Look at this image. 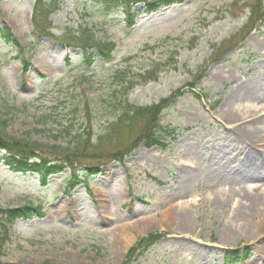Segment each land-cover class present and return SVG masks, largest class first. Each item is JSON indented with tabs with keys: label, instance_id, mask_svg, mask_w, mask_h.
Wrapping results in <instances>:
<instances>
[{
	"label": "rangeland",
	"instance_id": "rangeland-1",
	"mask_svg": "<svg viewBox=\"0 0 264 264\" xmlns=\"http://www.w3.org/2000/svg\"><path fill=\"white\" fill-rule=\"evenodd\" d=\"M151 1L131 3L130 27L123 4L66 0L50 17L49 34L34 26L36 0H0V128L7 135L66 145L60 131L86 130L88 103L98 141L119 114L111 96L120 70L134 79L129 101L138 106L185 90L161 118L166 148L142 142L118 161L116 145L137 135L124 131L113 144L104 141L100 159L77 164L79 181L67 168L43 186L38 174L5 165L0 151V205L45 207V216L9 226L2 262L123 264L138 239L160 232L163 240L134 264H264V97L234 95L249 82L243 96L264 88V27L243 32L251 0H180L148 13ZM85 26L116 44L112 59L88 66L72 43ZM151 69H160L158 77L141 83ZM177 206L189 215L175 218ZM229 249L241 250L235 261Z\"/></svg>",
	"mask_w": 264,
	"mask_h": 264
},
{
	"label": "trees",
	"instance_id": "trees-1",
	"mask_svg": "<svg viewBox=\"0 0 264 264\" xmlns=\"http://www.w3.org/2000/svg\"><path fill=\"white\" fill-rule=\"evenodd\" d=\"M63 1L65 0H36L33 23L39 32L50 34V16L59 9ZM132 1L134 0H107V2H115V6L123 4L126 7L125 11L128 16L127 19L130 27L135 24L134 14L131 11ZM179 1L180 0H156L153 2H146L147 10L148 12H156L164 6H169ZM249 8L251 14L248 23L243 28L245 35L255 29L261 31V28L264 27V0H251ZM241 33L236 36H240ZM245 35L241 40L244 39ZM5 38L9 41L11 40V31L9 27L5 31ZM66 39L69 40L70 38ZM235 40L236 38H233V41ZM15 41L17 42V40ZM72 43L84 50L88 63H93L95 57L111 59L112 53L116 48V44L112 41L102 42L98 40L93 31L86 28V26L73 34ZM224 47L225 45H223L222 48L224 49ZM228 48H231V46ZM94 49H97L98 52H94ZM225 50H227V48ZM224 54H226V52ZM24 63L27 68L29 62L24 60ZM158 70L160 69H151L148 71V77H146V75L142 76L143 81H141V83H147L151 79H156L158 77ZM200 75L201 73L198 76ZM114 81L117 83V87L111 96V99L115 102L112 106L119 110V114L107 128L105 134L98 138V141H95L91 131L93 129V114L89 109L88 103H85L84 110L88 127L83 132H80L79 130L74 131L71 125L64 126L60 131V136L63 137L66 145L61 143H39L29 138H16L7 135L3 129L0 128V151L5 152L3 156L4 164L18 172L38 173L43 185H47L51 175L59 174L67 168L71 171L70 177L73 179V182L79 181L77 164L83 160L100 159L102 156L100 147L104 144V141H109L113 144L114 141H118V136L124 131L133 132L137 130V135L125 147L116 145V150L118 151L113 153L112 156L114 159L121 161L125 155L139 147L142 142H144L147 147L159 145L163 149L166 148V143L162 135L158 133L161 129V118L166 111L184 95L185 90L178 89L157 104L147 107L137 106L129 101L130 91L136 84L134 79L129 76L128 72L122 70L118 71L114 76ZM191 85L194 86L196 83H191ZM87 169H89L92 174H95L99 170V168L94 169L93 166H87ZM87 175L89 174L85 176ZM35 216H45L44 206L41 203L35 204L31 202L21 207H4L0 205V251L9 240V226L18 219H31ZM164 237L165 234L160 232L150 233L141 237L129 250L123 264H133ZM248 252L249 251L246 249V254H248ZM239 254V250L230 251L227 254L228 260H235L236 256ZM0 264L17 263L0 261ZM41 264L53 263L44 262Z\"/></svg>",
	"mask_w": 264,
	"mask_h": 264
},
{
	"label": "bare ground",
	"instance_id": "bare-ground-1",
	"mask_svg": "<svg viewBox=\"0 0 264 264\" xmlns=\"http://www.w3.org/2000/svg\"><path fill=\"white\" fill-rule=\"evenodd\" d=\"M65 9H68V5L67 6H65L64 7ZM262 79H264V77L262 78ZM261 79V81H263L264 82V80H262ZM252 85V83L250 84V82H249V84L247 85V86H243V85H238L237 86V92H235L234 93V95L235 96H237V94L238 93H240V96H242V97H255V94H256V96L257 97H259V93H262L263 95H262V97H264V88H262V89H259V88H252V90L249 92L250 94H248V95H242V93H243V91L244 90H246L247 89V91L246 92H248V89L250 88V86ZM242 88V89H241ZM233 95V96H234ZM232 101V100H231ZM231 101H228L227 103H226V105H229L230 103H231ZM228 111H232L231 110V108L230 107H227V112ZM227 114H230V113H227ZM237 115L239 116V118H241L240 117V114H238V113H235V116L234 117H237ZM198 148V146L196 145V144H194V143H192L191 145H190V149L191 150H194V149H197ZM251 150L250 151H254L255 150V147L253 146V145H251ZM254 171H257V170H254ZM191 176V174H190V172H187L186 173V176L184 177V179L187 181V178L188 177H190ZM186 181H185V183H186ZM189 184V183H188ZM184 188H185V192H187V183H186V185L184 186ZM264 196V195H263ZM263 196H261V199H263L264 200V197ZM174 214H175V218H177V217H185V216H188L189 215V212L187 211V210H185L184 209V207L183 206H177L176 207V209H175V212H174ZM173 217V218H174ZM183 246V244L181 245V247ZM183 248V247H182Z\"/></svg>",
	"mask_w": 264,
	"mask_h": 264
}]
</instances>
